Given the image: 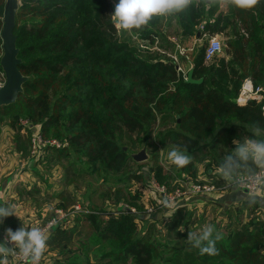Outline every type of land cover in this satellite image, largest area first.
Returning <instances> with one entry per match:
<instances>
[{"label":"trees","instance_id":"1","mask_svg":"<svg viewBox=\"0 0 264 264\" xmlns=\"http://www.w3.org/2000/svg\"><path fill=\"white\" fill-rule=\"evenodd\" d=\"M113 2L20 0L15 33L22 60L19 68L28 79L16 103L0 106V128L6 118L28 121L24 134L16 133L14 138L21 159L31 154L36 126L45 137L64 141V147L55 151L74 156L72 168L79 172L80 165L85 169L100 166L105 178L121 173L131 159L129 151L117 142L123 131L139 132L142 143L151 140L188 153L202 142L203 146L230 152L239 130L257 137L252 131L255 126L264 133V95L236 100L244 81L264 87V0L250 10L236 9L228 0L223 7L218 0H190L188 8L169 14V24L176 21L180 36L200 32L199 38L205 34L227 38L224 51L228 59L217 57L208 65L206 47L191 54L189 70L193 79H202L201 83L188 82V72L180 70L174 59H150L162 53L156 51L146 59L136 56L113 26ZM5 3L0 0V33ZM163 17H159L160 23ZM155 26L141 30L139 36L150 43L156 41L165 56L172 45ZM1 44L0 36V57ZM179 58L183 61L184 57ZM0 80L4 81L1 66ZM245 163L254 166L251 160ZM178 169L186 173L180 174L181 180L191 177L200 181L192 159ZM114 195L118 203L123 201L121 188ZM124 195L128 201L139 197L138 192ZM184 206L180 204L170 215H159L160 223L176 233L171 247L139 233L137 220L144 219L139 212L122 208L117 213L110 211L106 218L104 211L95 208L74 212L72 220L79 225L64 229L71 219L53 225L47 242L52 250L65 249L77 241L80 249L67 261L52 264H161L158 260L163 253L177 258L171 264H264L263 217L238 221L225 234L214 233L220 235L215 243L217 254L201 256L181 223ZM23 226L24 221L16 215L3 217L4 235L8 228ZM94 240L105 245L88 262L87 243ZM61 256V252L54 255Z\"/></svg>","mask_w":264,"mask_h":264},{"label":"rangeland","instance_id":"2","mask_svg":"<svg viewBox=\"0 0 264 264\" xmlns=\"http://www.w3.org/2000/svg\"><path fill=\"white\" fill-rule=\"evenodd\" d=\"M115 3L116 0L113 2V11ZM159 17L161 16H154L138 30L133 29L127 32L118 30V34L123 36L127 44L131 45L130 49L136 56L146 59L151 53L156 54L155 52L157 51L162 53V56L156 55L154 58H150L151 60L157 58L164 60L174 59L179 69L187 73L190 71L189 68L192 62L191 54L200 48L207 47L211 37L216 36L222 41L223 48L221 53L211 59H207L208 65L212 64L217 57L228 59L224 51L227 39L225 35L215 34L208 36L205 34L202 38H199V32L197 35L180 36L176 21L173 20L169 24L170 17L166 15L160 23ZM150 25H156L155 27L161 31L162 35L172 45L171 48L165 51L166 53L164 52L165 56L162 50L157 48L158 44L156 41L150 43L149 40H142L139 36L141 30L151 27ZM179 56L184 57L183 61H181ZM3 82L0 80V85ZM245 83L246 81L243 82V86ZM6 119L8 121L0 128V200L2 204L15 206L18 214L16 216L24 221L26 230L34 227L44 230L46 225L54 219L58 220L57 223H61V221L63 223L71 219L69 224L63 225L64 229L66 227L71 228L79 225L77 220H72L74 216L72 217L71 215L74 212L81 213V211H90V209L95 208L99 211H104L103 216L106 218L110 216V211L117 213L122 208H127L131 212H139L140 215H144V219L137 220L140 234L150 236L151 239L162 243L163 246L171 247L175 243V231H170L166 224L160 223L159 215L167 212L170 215L176 207H166L165 209L162 206L158 187L166 185L167 190L171 192V189L186 187L188 183L194 182V178L190 177L188 181L181 180L180 174L182 170L168 161L167 153L174 146H160L151 140L142 143L140 142V137H143V135L139 132L123 131L118 135L117 142L125 150L129 151L131 159L121 173L112 174L109 178H105L106 172L100 166L85 169L84 166L80 165L81 170L79 172L76 167L72 168L70 163L74 156L68 157L55 151L56 148L64 147V141L55 137H45L41 132L40 126H36L32 130L34 135L31 140L29 158L21 159V156L19 157L14 152V138L17 135L16 133L25 132L28 121L20 117ZM18 127L20 131H18ZM241 133L244 134L243 132ZM239 142L243 143L242 140ZM203 145L204 142L200 143L197 150L189 152L191 154L186 153L196 164L199 182L212 184L219 189L220 186L227 184L228 180L221 177L218 169L228 162L227 158L230 152L225 148L217 147L213 149L210 146L206 147ZM141 150H145L147 158L137 161L133 155ZM75 161H78V156H76ZM156 165L161 166L160 170ZM244 174H248V172L241 171L237 174L234 173L233 176ZM160 177L165 182H162ZM4 187L7 188L6 191L3 189ZM117 188H121L123 191V201L121 200L122 202L120 203H118L114 195V191ZM129 192H131V195L138 192L139 197L136 200L128 201L127 195L124 194ZM3 194L6 196L5 198H1L4 197ZM192 199L196 200V198L184 199L177 205L178 207L182 203L188 204L190 201L188 205H197V207L193 206L192 209H189L188 205L184 206L185 211L183 212L181 223H184V230L187 231L188 235L190 232L199 234L200 230L206 225L214 226L215 233L223 232L225 234L236 225L237 222L235 223V220L239 219V215H241L240 212H237L238 210H232L228 213L224 212L223 209L218 214L213 207L202 211L198 208L199 203ZM169 208L171 209L170 211H168ZM70 211H72L71 214ZM222 213L224 217L220 218L219 215H222ZM245 213L247 214L248 211L246 210L240 217L244 222H249V220H254L260 216V214L256 216L254 210L252 212L249 210L247 215ZM48 232H45L46 238L50 233ZM104 243V241L97 243L96 240L87 243L91 258L88 262L93 261L97 257L98 250L105 245ZM79 249L80 244L77 241L68 244L65 249L57 248L52 250L51 245L46 242V248L42 254L40 264L67 261ZM59 252L62 253V256L60 258L54 257ZM176 260L177 258L172 255L169 256L163 253L158 262L171 264L170 261L175 262ZM9 264H12V262L10 261Z\"/></svg>","mask_w":264,"mask_h":264},{"label":"clouds","instance_id":"3","mask_svg":"<svg viewBox=\"0 0 264 264\" xmlns=\"http://www.w3.org/2000/svg\"><path fill=\"white\" fill-rule=\"evenodd\" d=\"M225 0H218L219 6H224ZM232 7L240 10H250L260 0H228ZM190 5V0H116L114 11L111 14L113 26L117 30L130 31L141 29L154 16H166L178 13ZM252 131L257 130L253 126ZM236 148L234 155L240 161L251 160L256 165L264 166V139H248L243 143L234 141ZM167 159L177 168L186 166L190 157L179 147H173L167 153ZM228 162L218 169L225 180L233 178L236 167L233 156L229 155ZM18 215L12 204H0V217ZM3 221L0 220V223ZM212 225L204 226L199 234L190 232L189 242L197 249L201 256L215 255L217 249L215 243L220 239L219 234H214ZM47 238L45 231L40 228L25 229L20 227L16 230L6 229L5 235L0 240V264H9V256L18 259L21 264H40L42 254L46 248ZM18 250V251H17Z\"/></svg>","mask_w":264,"mask_h":264},{"label":"built area","instance_id":"4","mask_svg":"<svg viewBox=\"0 0 264 264\" xmlns=\"http://www.w3.org/2000/svg\"><path fill=\"white\" fill-rule=\"evenodd\" d=\"M223 48V43L218 37H211L208 46L205 49V58L211 59L217 54L221 53ZM4 76V75H3ZM248 87V88H247ZM264 95V87L257 86L254 87L252 82L247 80L244 84L238 98L236 99L238 102H243L247 99H261ZM264 183V166H262L259 170L254 173H248L244 175H238L235 178L228 180L227 188H238L246 191L248 194L254 195L261 185ZM159 196L161 199V204L166 207H177V205L184 199L188 198H200L209 196L219 191L212 184L203 183V182H190L186 185V187H179L171 192H169L166 188V185L158 187ZM183 204V203H182ZM180 206V205H179ZM58 220L50 221L44 231H50L51 227L55 225ZM18 251V250H17ZM12 264L21 263L18 259H13V257L9 256V262Z\"/></svg>","mask_w":264,"mask_h":264},{"label":"water","instance_id":"5","mask_svg":"<svg viewBox=\"0 0 264 264\" xmlns=\"http://www.w3.org/2000/svg\"><path fill=\"white\" fill-rule=\"evenodd\" d=\"M20 7V0H6L3 26L1 29L2 50L0 66L4 75V82L0 85V106H7L18 101L24 89L28 76L24 75L19 66L22 62L19 57L20 48L17 46L16 15ZM187 81L201 83L202 79H193L192 70L188 72ZM137 161L147 158L145 150L133 155Z\"/></svg>","mask_w":264,"mask_h":264},{"label":"crops","instance_id":"6","mask_svg":"<svg viewBox=\"0 0 264 264\" xmlns=\"http://www.w3.org/2000/svg\"><path fill=\"white\" fill-rule=\"evenodd\" d=\"M241 132L242 131L239 130L238 138L235 141L239 142L242 140V142H244L245 140H248V139H257V140L264 139V133L263 132L256 131L255 135L257 137H251L248 134H246V133L242 134ZM235 148H236V144L234 143L233 148L229 153V155L233 156V161L235 162V165H236V167L234 169L235 174H237L241 171H245V172H248L251 174V173L256 172L257 170H259L262 167L260 165H256L255 163H254L253 167L248 166L247 163H245L246 164L245 165L243 161H240L239 158L234 155ZM13 149H14L15 154L19 155L16 148L14 147ZM188 154H191V153H188ZM19 157H20V155H19ZM251 169H253L254 171H251ZM234 173H233V175H234ZM236 176H238V175H235L233 177H236ZM221 177H222V175H221ZM1 188H2V186H1ZM3 189L5 191L7 190V188H5V187ZM3 196H4V194H3ZM5 197L6 196L1 197V198H5ZM192 200L197 201L199 203L198 208H200L202 211L203 210L206 211L207 209H210L211 207H213L215 209V212L218 214L220 212H222V209L224 210V212L226 211L228 213L232 210L233 211L238 210L241 213V215H239L241 217L244 214V212H246V210L248 211V213H249V210L251 212H252V210H254L256 212V216L258 214H260V216L264 218V183L261 185L259 190L254 195L248 194L246 191L238 189V188H227V184H225L223 186H220L219 191L214 193V194H211V195L205 196V197L196 198V200L195 199H192ZM198 200H201V201H198ZM210 202H214V203H210ZM0 204H2L1 200H0ZM188 204H185V206ZM188 206H189V209H192V207L194 205H192V206L188 205ZM194 207H197V205ZM219 216H220V218L224 217L223 213H222V215H219ZM219 216H217V218H219ZM260 216H259V218H260ZM0 220L3 221V218L0 217ZM241 220H242L241 218L237 219V220H235V223L238 221H241ZM2 224H3V222L0 223V240H2L4 237V234L2 231Z\"/></svg>","mask_w":264,"mask_h":264},{"label":"bare ground","instance_id":"7","mask_svg":"<svg viewBox=\"0 0 264 264\" xmlns=\"http://www.w3.org/2000/svg\"><path fill=\"white\" fill-rule=\"evenodd\" d=\"M248 88V87H247Z\"/></svg>","mask_w":264,"mask_h":264}]
</instances>
